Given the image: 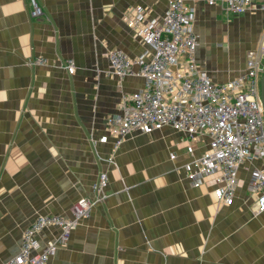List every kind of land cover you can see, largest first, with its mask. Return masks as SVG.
Masks as SVG:
<instances>
[{
    "label": "crops",
    "instance_id": "crops-1",
    "mask_svg": "<svg viewBox=\"0 0 264 264\" xmlns=\"http://www.w3.org/2000/svg\"><path fill=\"white\" fill-rule=\"evenodd\" d=\"M36 1L38 18L31 0H0V263L20 252L39 216L71 218L108 171L105 200L47 264H264V212L249 190L255 164L240 168L234 200L222 205L213 177L195 187L184 170L208 137L166 126L133 131L114 149L110 122L145 82L116 76L106 53L151 52L142 29L164 17L168 0ZM194 5L199 66L218 84L242 75L248 51L264 47L263 3L242 15L207 0ZM59 234L51 227L37 241L43 248Z\"/></svg>",
    "mask_w": 264,
    "mask_h": 264
},
{
    "label": "built area",
    "instance_id": "built-area-1",
    "mask_svg": "<svg viewBox=\"0 0 264 264\" xmlns=\"http://www.w3.org/2000/svg\"><path fill=\"white\" fill-rule=\"evenodd\" d=\"M200 0H168L164 17L150 21L142 35L151 52L130 58L121 50L106 53L112 72L120 77L139 75L144 79L142 90L125 96L121 114L110 122L114 149L118 150L133 131L152 133L166 126L184 132L189 138L206 136L209 147L184 166L188 179L200 187L213 177L216 200L229 205L239 185V170L246 163L255 164L251 171L250 193L256 196V211L264 212V115L260 97V81L264 70V47L247 53L246 70L223 84L215 83L196 59L198 37L194 32L195 3ZM256 1L207 0L209 5L221 4L227 14L242 15ZM30 16L38 18L43 10L31 0ZM141 18L143 11H138ZM42 64L43 59H37ZM66 69L74 74L76 67L67 60ZM135 68L138 70L136 71ZM108 137H102L106 143ZM187 152L195 155L192 145ZM175 159V154L171 155ZM107 162L114 164L113 157ZM108 171H101L93 185L95 196L79 199L71 208L72 217L39 216L23 233L20 252L0 264H47L58 247L87 220L93 207L106 198ZM57 227L60 234L41 248L37 236Z\"/></svg>",
    "mask_w": 264,
    "mask_h": 264
},
{
    "label": "water",
    "instance_id": "water-1",
    "mask_svg": "<svg viewBox=\"0 0 264 264\" xmlns=\"http://www.w3.org/2000/svg\"><path fill=\"white\" fill-rule=\"evenodd\" d=\"M260 97H261V104H262L263 115H264V70H263L261 81H260Z\"/></svg>",
    "mask_w": 264,
    "mask_h": 264
},
{
    "label": "bare ground",
    "instance_id": "bare-ground-1",
    "mask_svg": "<svg viewBox=\"0 0 264 264\" xmlns=\"http://www.w3.org/2000/svg\"><path fill=\"white\" fill-rule=\"evenodd\" d=\"M261 4V3H260Z\"/></svg>",
    "mask_w": 264,
    "mask_h": 264
}]
</instances>
